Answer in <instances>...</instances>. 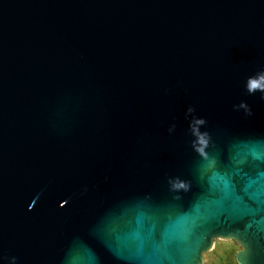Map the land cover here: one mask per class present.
Returning <instances> with one entry per match:
<instances>
[{
	"label": "water",
	"instance_id": "95a60500",
	"mask_svg": "<svg viewBox=\"0 0 264 264\" xmlns=\"http://www.w3.org/2000/svg\"><path fill=\"white\" fill-rule=\"evenodd\" d=\"M264 264V0H0V264Z\"/></svg>",
	"mask_w": 264,
	"mask_h": 264
},
{
	"label": "rangeland",
	"instance_id": "374dc122",
	"mask_svg": "<svg viewBox=\"0 0 264 264\" xmlns=\"http://www.w3.org/2000/svg\"><path fill=\"white\" fill-rule=\"evenodd\" d=\"M214 251L205 255L208 264H238L236 255L238 246L232 241H215Z\"/></svg>",
	"mask_w": 264,
	"mask_h": 264
},
{
	"label": "trees",
	"instance_id": "16d2710c",
	"mask_svg": "<svg viewBox=\"0 0 264 264\" xmlns=\"http://www.w3.org/2000/svg\"><path fill=\"white\" fill-rule=\"evenodd\" d=\"M213 251H214V249L211 252H213ZM238 251H239V249H238ZM205 264H208L207 261L205 262Z\"/></svg>",
	"mask_w": 264,
	"mask_h": 264
}]
</instances>
